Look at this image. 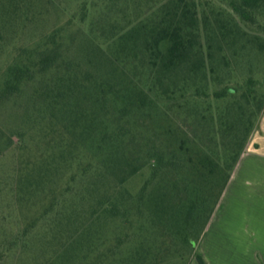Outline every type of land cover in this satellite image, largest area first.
<instances>
[{"label":"trees","instance_id":"trees-1","mask_svg":"<svg viewBox=\"0 0 264 264\" xmlns=\"http://www.w3.org/2000/svg\"><path fill=\"white\" fill-rule=\"evenodd\" d=\"M39 6L0 0V40ZM263 60L264 0H79L0 70V108L24 106L0 257L207 264L198 242L264 114V79L238 71Z\"/></svg>","mask_w":264,"mask_h":264},{"label":"crops","instance_id":"crops-1","mask_svg":"<svg viewBox=\"0 0 264 264\" xmlns=\"http://www.w3.org/2000/svg\"><path fill=\"white\" fill-rule=\"evenodd\" d=\"M198 250L207 264H264V114Z\"/></svg>","mask_w":264,"mask_h":264},{"label":"rangeland","instance_id":"rangeland-1","mask_svg":"<svg viewBox=\"0 0 264 264\" xmlns=\"http://www.w3.org/2000/svg\"><path fill=\"white\" fill-rule=\"evenodd\" d=\"M44 1H46L47 6L44 8H42L43 6L36 8L35 13H30L28 19L26 18L24 21H19L13 31L5 30L11 31V33L9 35L5 33L4 38L0 40L2 41L0 42V70L11 61L17 48L33 44L40 34L65 24L69 19L70 11L76 8L79 0ZM199 1L201 6L205 2V0ZM47 9L49 10L46 11ZM41 10L43 12H41ZM84 29L85 26H81L80 28L74 20L68 31H83ZM253 65L255 67L254 73L253 70L248 72L247 65H244V67H241V70L238 71V74L243 79L251 73L257 80H263L264 60L255 61ZM23 113L24 106L20 105L7 104L0 108V242L4 237L3 231L9 234L15 227L13 220L16 217V213L6 202L9 200L7 190L11 182L10 174H12L15 167L19 164V156L22 154L20 150V138L18 137L17 131L21 127ZM149 174L150 168L147 166L141 174L134 178L131 185L133 187H139ZM4 215H6L7 218L3 219ZM200 241L198 242L197 249ZM0 264L19 263L12 256L7 257L3 255L0 257Z\"/></svg>","mask_w":264,"mask_h":264}]
</instances>
